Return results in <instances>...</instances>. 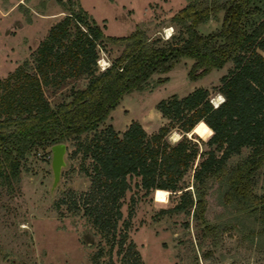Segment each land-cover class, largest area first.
<instances>
[{
  "label": "trees",
  "instance_id": "1",
  "mask_svg": "<svg viewBox=\"0 0 264 264\" xmlns=\"http://www.w3.org/2000/svg\"><path fill=\"white\" fill-rule=\"evenodd\" d=\"M218 12L220 27L199 33L197 25ZM170 22L181 31L176 41L171 35L149 40L138 29L104 36L93 19L68 10L32 52L30 71L24 63L0 79V183L11 188L32 148L72 140L70 156L79 157L90 180L82 215L110 249L116 246L120 264H140L127 236L131 211L117 234L130 177L138 179L136 186L144 194L178 195L179 202L161 212L193 207L196 218L202 215L208 181L223 180L225 197L251 209L264 232V193L252 191L255 174L264 167V0H187ZM106 41L118 44L121 52L101 69L99 52ZM182 58L192 60L190 79L232 62L213 88L223 98L217 106L210 102L209 90L197 87L156 103L166 122L151 134L134 120L120 132L110 125L98 129L123 95L143 89L151 75L167 73ZM80 78L86 80L84 86L72 90L67 101L49 104L44 86ZM174 129L180 138L170 142L167 135ZM186 133L207 138L203 147ZM243 150L247 154L230 164ZM66 197L68 209L77 210L73 194L58 198L55 206L65 204ZM98 255L100 250L93 262Z\"/></svg>",
  "mask_w": 264,
  "mask_h": 264
},
{
  "label": "rangeland",
  "instance_id": "2",
  "mask_svg": "<svg viewBox=\"0 0 264 264\" xmlns=\"http://www.w3.org/2000/svg\"><path fill=\"white\" fill-rule=\"evenodd\" d=\"M186 3L187 0H0V79L24 63L30 71L32 52L49 26L68 10L83 12L87 20L93 19L104 36H125L138 29L149 40L162 39L169 37L164 32L168 27L171 40L176 41L181 31L170 22V16ZM221 19L222 12L214 14L197 25L198 32L217 30ZM104 45L99 59L108 64L121 52V47L107 41ZM191 63L192 60L182 58L167 73L151 75L143 89L122 96L98 129L110 125L120 132L134 120L151 134L166 122L155 108L158 101L172 95L184 96L197 87L209 90L212 101L217 94L213 88L232 62L195 79L187 76ZM85 82L84 78L67 79L57 87L44 86L43 94L55 106L67 101L70 92L82 88ZM178 136L174 129L167 140L175 142ZM188 138L197 141L200 148L207 139L195 134ZM63 143L65 166L53 190L49 145L34 147L26 154L18 180L11 188L0 183V264H120L121 253H117L116 246L110 249L109 243L82 215L90 180L80 169L79 157L70 156L73 141ZM246 154L247 150H243L230 164ZM184 179L188 180V176ZM137 180L128 179L130 188L122 198L117 234L131 211L127 236L134 244L140 264H264V232L257 216L225 197L223 180L208 181L199 218L193 207L188 212H161L177 204L178 195L144 194L136 186ZM190 191L194 196L193 190ZM252 191L264 193V167L256 172ZM67 194H73L77 210L68 209L67 197L65 204L55 206L56 200ZM99 250L100 255L93 262L92 257Z\"/></svg>",
  "mask_w": 264,
  "mask_h": 264
},
{
  "label": "water",
  "instance_id": "3",
  "mask_svg": "<svg viewBox=\"0 0 264 264\" xmlns=\"http://www.w3.org/2000/svg\"><path fill=\"white\" fill-rule=\"evenodd\" d=\"M185 135L187 137H190L189 135H187V133ZM179 138L180 136H178L177 139ZM65 151H66V146L63 142L56 143L50 146V152H51L50 168L52 173L51 190H53L56 187L60 178L61 169L65 166V160H64Z\"/></svg>",
  "mask_w": 264,
  "mask_h": 264
},
{
  "label": "bare ground",
  "instance_id": "4",
  "mask_svg": "<svg viewBox=\"0 0 264 264\" xmlns=\"http://www.w3.org/2000/svg\"><path fill=\"white\" fill-rule=\"evenodd\" d=\"M164 32H165L166 36H170L171 35V28L165 27ZM98 61H99V63L106 65V63L103 59H99ZM222 100H223L222 96L220 94H216V97H214L212 99V102L217 105ZM173 136H175V134ZM174 140H176V139H174Z\"/></svg>",
  "mask_w": 264,
  "mask_h": 264
},
{
  "label": "built area",
  "instance_id": "5",
  "mask_svg": "<svg viewBox=\"0 0 264 264\" xmlns=\"http://www.w3.org/2000/svg\"><path fill=\"white\" fill-rule=\"evenodd\" d=\"M166 38H167V37H166ZM98 65H99V62H98ZM107 65H108V64H106V65H104V66H100V65H99V67H100L101 69H103V68H104L105 66H107ZM210 101H211V100H210ZM211 102H212V101H211ZM220 102H221V101H220ZM220 102H219V103H220ZM219 103H218V104H219ZM218 104H217V105H218ZM212 105H213L214 107L217 106V105H215L214 103H212Z\"/></svg>",
  "mask_w": 264,
  "mask_h": 264
}]
</instances>
